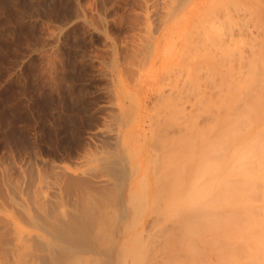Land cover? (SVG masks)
Returning <instances> with one entry per match:
<instances>
[{"label":"rangeland","instance_id":"374dc122","mask_svg":"<svg viewBox=\"0 0 264 264\" xmlns=\"http://www.w3.org/2000/svg\"><path fill=\"white\" fill-rule=\"evenodd\" d=\"M161 1L160 0H0V190L2 189V191L4 192L5 189L9 187V182H7L8 180L10 181V180L18 179L22 177V175L27 173L28 176L31 175L30 173H32L34 177L36 176L38 178V175H41L42 172L44 175L40 176L41 179H43L45 175L47 178L52 179V175H53L52 171L57 167L58 169H62V167L66 166L69 168L68 169L69 172L71 171L72 174L76 173L75 176H79V174L81 176L82 175L90 176L93 173L98 174V172H101L102 169H104L103 171H106L105 170L106 167L104 168L105 166L104 163H106L107 161L106 159H108L109 157L111 158V155L113 158L114 153L111 155H109L110 153H108L106 155L105 149L106 151H110V152L115 151L116 157H119L120 154H121L120 157H123L122 155L124 154V152L122 153L123 150L121 144L123 139L127 138L128 139L126 140L127 144L136 147L138 143L137 134L142 133L144 129L145 130L147 129L146 130L147 134L149 133L148 140L150 141V143L148 141V145L149 144L153 145L152 143L156 142L155 137L157 138V136H155V133H158L157 131L159 130V129L157 130V128L158 127L163 128L162 125L168 123L167 116L170 114L169 112H172L174 108L177 107L179 108L178 110H180V108L183 107L187 101V105L191 106L192 109L191 107L188 106L186 107H188L191 110H189L185 106L184 108H186L189 111H194L193 110L194 105L196 107L201 102L199 101V99L200 100L201 98L202 100L207 99L206 94L208 97L210 91L209 89H211L212 86L213 89H211V92L213 93L216 92L214 93L216 94L215 97H217V92L219 89L221 90V88L224 87L225 90L226 86L224 85L225 83L228 82L229 77L232 75V72L234 71L231 70L232 66L230 67V65L233 63V61H231V57L226 56V54L228 55V52L225 51L224 49L216 50L217 52L220 51L219 53L221 55L215 52V48H217V46H214L213 44L214 40L213 38H210V36L208 37L209 38L208 40L211 39L210 41L212 42L213 40V42L212 43L207 42L206 44L209 46L205 44L206 41L203 42V40H200V38L198 39V37L195 36H197L196 33L204 34L203 28L206 27L205 24H209V23H203V21L205 22L206 17L210 18L209 19L210 21L212 18L209 13H212L214 17L215 16L214 12L217 13V11L221 9L219 5H217V3L219 4L220 2L222 10L225 11L229 10V12L231 11V9L228 10L225 9L226 2L228 0L224 1L225 7L222 6L223 5L222 4L223 2L221 3L222 0H174V1L170 0V3L169 0L167 1L161 0ZM215 1L216 4L213 3ZM247 1L248 0H245L244 2ZM251 2H253L256 5L258 4L260 5L259 1H257L258 3L255 1L256 2L255 3L254 0L253 1L251 0ZM211 3H213L219 9L216 11L217 8L215 9V6ZM227 3L228 4L230 3L229 5H231V2H227ZM171 4L174 6V8L177 9L172 8L174 10L171 9L170 12L169 8L172 7ZM211 5L212 7L214 6L215 10H213L212 7H211L212 9L210 8ZM198 7L199 9H197ZM198 10L200 11L198 12ZM211 10H213L214 12H209ZM221 12L222 13L220 14H223L224 11ZM168 13H170V16ZM187 16L191 19H189ZM200 16L202 17V19ZM215 17H217V19H221V17L219 18L218 16ZM198 20L199 23L197 22ZM209 20L206 19V22ZM212 20L214 19L212 18ZM200 22H202L203 24L202 23L200 24ZM194 23L195 24L197 23L196 27L202 25V27H199L197 29V32L195 30L196 28H194L195 26L192 25ZM199 29L201 31L198 32ZM192 30H194L195 32ZM186 31H188L189 33H191L192 31L193 33H195V36L192 34L194 37L191 38L193 39L191 40L194 45L193 49L192 48L190 49L189 46H188L189 48L185 47L189 45L188 43L192 44L189 38L191 36ZM183 34L185 36H188L189 34L188 39L190 42L188 41L187 45L184 42L187 37L183 36ZM183 37L185 39H183ZM185 48H188L190 53H195V49L197 48L196 53H198L199 55L202 54V57L210 54L209 55L210 57L207 56V58H202L197 54L199 57H197L196 59L191 60V57H188L187 59L186 58L187 56L185 55L187 54L188 50H186L185 52ZM218 55H220L221 57H219ZM205 59L207 60L204 61ZM219 60H221L220 62L222 63V64L220 63V66L218 65ZM216 62L218 64H216ZM208 63H211L212 67L211 66L207 67V65H209ZM197 65L199 67L200 65H202V67L204 66L203 70L198 71ZM189 66L191 68H188ZM209 67H211V69L213 67L215 68L218 67L217 69L218 70L220 69L222 72L217 71L215 68L210 70L211 71L210 72L207 70L210 69ZM186 68H188V70L191 71V73L189 74H191L190 76L192 77L186 76L187 75V72H185ZM214 69L216 71H213ZM205 70H207L208 73L210 72L209 76H207L208 73ZM201 72H203L204 75ZM218 72L220 74L224 73L225 77H223L222 79H224V81H227L224 83V81L220 80L221 82L224 83L223 86H222L223 83L221 84L219 83V81L217 82L215 81V83H213L214 80L212 79L215 78L217 80L220 79V75L218 76L219 78L217 76H214ZM177 77H180V79H178ZM206 77H211V78L213 77V78L212 79L208 78L209 79L208 80ZM185 78L187 79L189 78L190 80L196 78L195 80H193V82H195L198 79L197 83L200 85H197V83L195 82L196 83L195 89L193 86V89L191 88V90L193 91L191 90L190 91L194 92L195 90L199 91V89H201L200 94L201 96L203 95V97L199 98V96H196L198 91L197 93L196 91L194 93H190L191 99L189 98V96L187 97L190 100L193 99L194 101L197 100V98H199L197 101H195V103L192 102L193 101L192 100L190 101L192 102L191 104L190 102H188V99H186L187 94L186 96L184 94L187 90L184 91V94L181 93L183 92V90H185L184 87H182L183 84L187 82ZM205 78L206 81L208 80V82L209 81L210 82L209 84L208 82H206L205 85L203 84L205 86L204 87L202 83L204 82L203 80H205ZM225 78L227 80H225ZM193 82L192 81L191 83L189 82L190 83L189 86H192L191 84H193ZM211 84L212 86L211 88H209ZM214 86H217L216 90ZM202 87H204V90L208 88L209 91L206 90L205 91L206 94L202 93L204 92L202 91ZM190 91L188 90V92ZM192 95L194 96L192 97ZM163 96L164 99H162ZM223 97L224 96H222L221 98ZM217 98L214 99L213 97L214 100H216ZM206 102L207 104L203 100L202 104L204 105L206 104V106L209 105L210 109L211 108L213 109V107L214 109H216L215 107L217 106L211 107L212 105L210 104V103L213 104L215 101L214 102L206 101ZM179 103H181V105ZM183 103L185 104L183 105ZM216 104H218V101ZM203 107L202 108L200 107L201 110L203 109ZM220 107L218 104V108ZM207 109L205 111H207ZM212 109H211V114L213 115L218 113L217 111L220 110V109L213 110L216 112L212 113ZM175 111L177 112V109ZM189 111H187L186 113L188 114ZM203 111L204 109L201 112L199 109L197 115H201ZM205 111L203 113L206 115L205 117L203 114L202 117L199 116L204 122L202 120L198 121V119L200 120V118H197L196 120L195 117L194 118L192 117V120L195 119L196 121H198V124L197 122L195 123L197 127L195 129L192 128L194 129L193 130L194 133L198 131H200L201 133V131L204 129L210 130L212 129V127L214 128V126L212 125H215L217 127L219 120L213 121L212 125L208 123L209 125L206 124V125H202L201 128L198 127L199 124L201 126V122L204 124L207 122L211 123V121H209V119L211 120L210 117L215 118L217 115H219L220 117L221 114L218 113L215 116H211L210 114H208V112L206 113ZM163 112H165L166 114H164ZM182 112L183 111H181V114L179 113L178 116L180 115L183 116L185 115V117L188 116L189 118L188 119L185 118V120L187 121L190 119L191 122L190 117L195 111L190 112L192 113L191 116L189 114L187 115ZM207 114L210 115L209 118H207ZM161 115H163L162 116L163 118L161 117ZM173 116L174 115L172 116L169 115V118ZM178 116H175L173 120L177 121L181 117L180 116L178 119H175ZM113 117L116 120L113 119ZM117 117L119 121H117ZM152 117L154 119H152ZM165 117L167 118L164 119ZM183 119L184 117L182 118V120ZM180 120L178 121L181 122ZM157 121L163 122V124L159 123L161 124V127L160 125H157ZM171 121H169L171 123V124L169 123L170 126H165L166 125L165 124L164 128L167 130V128L171 127L174 128V130L175 129L179 130V131L176 130V132H178V134L180 135L177 136L178 135L177 134L176 136L180 138L181 142L178 141L179 144L177 146L176 140H179V138H176L175 136L176 132H173L174 133L173 136H175V139L174 137L171 136L170 138L169 136H167V134L170 135L171 133L172 135L173 133L169 131V133L167 132L166 134L165 133L166 131L163 132L164 131L163 128L162 130L161 129L159 130V133L161 135V137L160 136L159 137L163 140L162 137L163 134L165 133L166 135H164L165 136L164 139L167 136L172 141L174 140V142L170 140L171 142L169 143L170 145L168 146L167 144L166 145L163 144L165 140H163V143H160V141L162 142V140H159V138H157L159 140L158 141L159 143L154 145L155 146L158 145L160 147L162 146L161 144H163L164 146L168 147L167 148L168 150L170 148L171 151L175 149L176 151L175 150L172 151L171 155L173 154V157L176 155L178 156L179 159L176 158L174 160L177 161H173V158L167 155L166 157L169 156L171 158L170 160L171 162L173 161L174 163L175 162L178 163V161L181 160V157L187 159L188 157H183L184 155L186 156L187 153V156H189L190 159L189 161L190 163H188V160L187 163H185L187 164L188 167L187 169H189L186 172L187 169L185 170L184 168V172H186L185 174H188V176L186 177V175L183 174V170H182L183 168H181L179 174H177V171H179L180 168L179 169L177 168V170H175L176 172L172 173V170L175 169L173 167L176 166L177 164L173 166L171 162L169 161H167L168 163L165 162L167 164L169 163L172 164L171 167L169 165L166 166V168L167 167L170 168V171H168L169 168H167L169 174L170 173L177 174L179 175V179L180 178L184 179L182 183L180 182L182 180L180 181L177 180L178 183L180 182L179 184H182L180 185L181 188L183 184L186 185L185 181L191 175L189 171H191L192 169L193 170L191 172H193L192 173L193 177L196 172H198L196 173L197 174V176H195L196 178L199 177L198 175L202 177V178L200 177L201 179L197 178V180L203 181L208 176L211 177L213 174L212 175L209 174L207 177L202 176L203 171L206 168H207L206 174L208 172L210 173V171L213 170L212 167L211 168L209 167L210 169L208 171V165H209L208 162L211 160L210 159L207 160L204 157L206 153L208 156L207 158L210 157L213 159L214 157L215 159L217 157L216 160H218V156L217 155L215 156L214 154V152L217 154L216 150L218 149V147L216 145L214 149L215 151H213L214 156H209L210 152L206 151L207 149L211 151V149L214 148L208 146V142L210 145L212 144V142L216 144L217 130L213 129L214 132L216 131L215 133L212 132L213 130L212 131L210 130L212 135L214 133L213 137L211 136L207 138L209 134V132H207L208 134L205 133L207 139L203 134L204 137L202 136V139H198V140H203V139L205 140L203 142L200 141L195 142L194 140L196 139L194 138L196 137L193 136L194 138L191 137V139L187 138L190 137V134H193V132L192 133L189 132L191 131L190 126H192V124L187 122L189 123V126L187 124L189 128L185 130V132L187 133L185 134L183 130L184 128H182L181 130L179 129L181 128V126L179 127L177 125V123H179L178 121L177 123L175 121L173 122ZM183 123H181L182 127L186 125L185 124L186 122L184 123V125ZM207 125L209 126V129H207L208 128ZM185 128L187 127L185 126ZM152 130L155 131L153 132ZM171 130L174 131L173 129ZM150 133L151 135L153 133L154 134L151 136ZM188 133L190 134L188 135ZM196 135L198 136V134ZM152 137L155 142L151 140ZM169 139L167 140L169 141ZM190 140L194 141L195 144L197 142L200 143L201 145L200 149L204 151V157L201 155V151L199 152L196 150L198 147H200V145H196V149H195L194 148L195 146L192 147L191 145L192 143L190 142ZM172 143H174V145L176 143L175 146L177 149L175 148L174 145L172 146ZM214 144H212L211 146H214ZM170 146L174 148L172 149ZM116 147H119L121 152ZM150 147L151 146L149 145V148ZM205 147L206 150L204 149ZM111 148L112 149L114 148L113 151H111L112 150ZM157 149L158 148H156L154 153L152 152L153 150H151V153L158 156L160 155L159 159L160 157L162 158L164 155H166L164 152L167 150L166 147L165 148L163 147V149H161V147L159 148V150H161L162 153L160 151H157ZM184 151L186 153H184ZM133 153L134 152H131L128 153L127 155L132 156L134 158L133 160L135 161L138 158L135 157V153L134 154ZM180 154L181 157H179ZM99 156H101L103 160L100 159ZM164 159L167 160L168 158H164ZM163 160H161L163 163L162 165L165 164L164 163L165 160L164 161ZM203 160L204 161L206 160L207 162L206 161L205 162L207 164L204 163ZM213 161L214 162L211 161V164L215 168L214 165L217 163V161L215 160ZM99 164H103L101 165L103 166L102 169ZM181 164L180 165L178 164V166H181ZM189 164L191 165V167ZM193 165L196 169H194ZM37 169L38 171L41 172L38 173ZM163 169L165 170V168ZM94 170L96 172H94ZM164 170L163 173L165 172L167 173V171L164 172ZM201 171L202 173H200ZM213 171L215 172V170ZM163 173H161V176ZM7 174L10 177H8ZM177 175L176 176L171 175V176L176 178ZM92 176L94 175H91V177ZM166 176H162L161 177L162 180L166 178ZM171 176H169L170 179ZM184 176L187 179L184 178ZM191 177H189L188 182H190ZM104 178L108 179V176ZM134 178L135 176L132 177L131 180L128 179L126 182L128 184H125V186L127 185L126 188L124 186L123 194L124 197L126 196L124 198L126 201L129 200L127 197H129L128 192L130 190L131 183L133 184L135 183V181L133 180L137 181V176L136 179ZM51 179L44 178L43 180L50 181ZM173 180L175 181V179ZM40 182H39V186L41 184ZM43 182L44 184L43 186L41 184L42 188L41 187L40 188L43 190L48 189L46 190V192L47 191L50 192L51 186L50 187L48 186L51 184L47 183L48 188H46L45 181ZM169 182L170 181L168 182L161 181L162 185L159 184L158 187L165 185V183L168 184ZM172 184H176V183L174 182ZM179 184L176 185L179 187ZM187 184L188 185L186 187L183 186V188L185 187L184 190L180 189V187L179 189L178 187L176 189V186L172 185L173 191L176 189V193L178 195L172 192L171 185L170 186L168 185L170 187L169 190L166 188L167 187L166 185L164 186L166 189H164L163 187L164 189L163 192H165L166 190L167 191L171 190V193H173V194L170 193L172 199L169 198V200H167L166 199V197L168 196L167 193L166 192L163 193L161 191L163 195L162 193H160L162 196L154 195V200H153L157 202L156 205L158 203L159 205L156 206L155 204H152L155 202H151L150 206L151 205L154 206L151 207L144 206L143 208L141 207L142 208L141 211L143 210V214L146 215V216L142 215L141 217L142 218L144 217L145 219L149 218L148 220H150V221L146 220L145 227L149 226L147 225V223L149 224L150 222H151L150 225L151 224L153 225V228L152 225L149 226L150 230L148 228H145L146 231L142 232V234H145L143 236L144 239L140 238L141 241H143L142 243L145 242L147 244H151L150 241L154 240L153 236H151L153 238L152 240L151 237L150 239L148 238L149 243L146 242L148 241L146 238L152 234V232L150 231H153L152 229H155L156 225L161 228V225L165 224V226L163 225L164 227H166L165 229L170 230L172 227H176L175 225L178 223L179 220L178 217H180L179 222L181 221L182 216H183L182 218L185 219L184 216L185 217L187 216V214L190 212L188 210H190L191 208L194 209L197 207L198 208L197 212H199L198 210H200L202 206L200 203L199 205L197 204L199 207L190 206V208H183V206L189 207L187 206L188 205L187 200L186 203L185 198L183 199L184 197L183 193L185 192V189L188 190V187H192L190 186L191 184L190 185L189 183ZM155 188H157V186ZM158 191L159 188H157L156 192ZM177 196H181L180 200L182 201L184 200L183 201L184 203L182 201L178 203V204L182 203L181 206L179 205L180 209L178 210L183 212L176 211L177 202L176 204L174 203L175 201H179L178 200L179 197L177 198ZM162 197H164L166 202L165 200H163ZM126 201L124 203L125 208H123V211L124 212L126 211V214L129 215L128 218L127 216L124 217L125 220L124 226H128L131 224L130 222H128L130 218L133 220V218L136 219L140 216L138 215L137 217V215H135L136 214L135 210L133 211V209H135L134 205L129 201L127 205ZM172 201L174 202L172 203ZM163 203L165 205L167 204L168 206L172 204L166 210L167 213L169 209L171 210L172 208L173 210V208H175V206L173 205H176V209L173 210L175 213L174 212L173 214L170 213L171 215L168 213L170 216L167 213L165 214L166 212L165 206L160 205ZM185 203L187 204L186 206ZM126 206L127 207L130 206L129 209L131 210V212H129L130 210L127 209ZM154 207H156V209H158L157 207H159L160 209L164 207L163 208L164 212L161 213L160 211L162 210L158 209V211L160 210L159 212L157 211L159 214L157 213L158 216L157 215L155 216L156 211L154 210L156 209ZM181 207L183 209H181ZM151 208L154 210H152ZM217 209L219 210V208L214 209L213 206V211H215L214 214L216 213ZM186 210L188 211V213H186L187 212ZM223 210H224L223 208L220 209L221 213H223L222 212ZM147 211L149 213H147ZM179 212L181 214H184L185 212L186 215H180ZM160 213H161V217H164L162 216V214L163 215L165 214V216L168 215L167 217H165V219L167 218L169 219L164 221L163 223V220L165 219H161ZM196 213L194 212V215H192L194 218ZM133 214L134 216H132ZM174 214H176L177 217L176 215L174 216ZM172 215L173 217H175V219L177 218L178 220L177 219L175 220L173 217H171ZM199 216H200V212H199ZM159 217L161 220L159 219ZM170 217L172 218L171 223H169L171 220ZM187 217L190 218L189 216ZM173 219L175 220V222H173L174 221ZM182 222H184V220H182L181 223ZM166 223L169 224L166 225ZM181 223H178L179 226L178 225L177 226L178 227L182 226ZM140 228L141 227L139 226L136 229L137 232L140 230ZM157 228L158 227H156L155 229L156 231H158ZM147 231H149L151 234L146 233ZM179 233L182 234L181 228H180V232H178L179 236L178 235L177 236L182 237L183 239V236H180ZM154 234H157L158 236L157 232H155ZM157 236L154 237L157 238ZM160 237L162 238V236ZM156 238H155L156 241L157 240L158 242L161 241V238L159 237H158L159 239ZM182 239L181 241L180 238L177 239L178 243L180 241L181 243L184 244L185 243L183 242L184 239L183 240ZM194 239L196 238L194 237ZM133 241H135V243L137 242V240L133 238L132 240H130L129 243H126L127 245L129 244L127 247H130L126 249V251H134V249L136 248H137L136 251H138V246L141 243L140 241H138L137 243L138 245H136L134 244ZM196 242L199 244L198 241ZM157 243L155 242L156 250L159 251L167 250V249H163V246L162 248L158 247L157 249L156 246ZM162 244L163 243H161V245ZM145 245L146 244L143 245L144 247L142 245L139 246V251H140V247H142L141 251H145V249H147L145 248L146 247ZM157 245L160 246L159 243ZM165 246L166 244L164 245V247ZM149 247L151 246L148 245V248ZM152 247L155 248L154 246ZM152 247L151 250H153ZM181 247L185 248L187 246L182 245ZM169 248L168 251H170L171 249ZM178 248L180 249V251L184 250L183 248L180 247ZM146 251H148V249Z\"/></svg>","mask_w":264,"mask_h":264},{"label":"bare ground","instance_id":"6f19581e","mask_svg":"<svg viewBox=\"0 0 264 264\" xmlns=\"http://www.w3.org/2000/svg\"><path fill=\"white\" fill-rule=\"evenodd\" d=\"M224 1L226 0H222L221 3L223 2L222 6L225 7ZM244 1L243 0L242 1L241 0H232V1L228 0L227 2H231V5H229L230 3L228 4L226 2L225 9L227 10L231 9L230 12L229 10L228 11L222 10L220 2L219 4L217 3V5H219V7L221 8L220 10H218L219 8L213 4V3L216 4V1L211 3L215 6V9L217 8L216 11L218 10L220 12L218 11L217 13L214 12L213 10L215 9H214V6L212 7V5L210 6V8L212 7L213 10L209 12H214V15L218 16V18L221 17V19H217V17L215 16L213 17L212 13H209L210 16L214 20H212L211 18V21H210L209 20L210 18L206 17V19L209 20L210 22L209 21L206 22V19H205V22L203 21V23H209V24H205L206 27L204 26L205 28H203L204 34L196 33L197 36H195V33L192 32L194 30H192L191 33L186 31L191 36L189 37L190 41L193 40L191 38L195 36V37H198V39L200 38V40H203V42L206 41L205 42L206 44L207 42H211L210 41L211 39L208 40L209 39L208 37L210 36V38H213L214 40V43H213L214 46H217V48H215V52H217L216 51L217 49L219 50L224 49L225 51L228 52V55L226 54V56H230L231 61H233L230 67L232 66L231 70H234V71L233 72L231 71L232 75L229 77L228 82L222 79L223 77H225L224 73H221V74L219 72L217 74L214 73L215 74L214 76L218 77L220 75V79L218 80L216 78L212 79L214 76L212 78L206 77L207 79L209 78V79L214 80L213 83H215V81L216 82L219 81V83L222 84L223 82H221L220 80L224 81V83L227 82L225 83V85L224 83L222 84V86L223 85L226 86L225 90H224V87H222L221 90L222 89L223 90L221 91L218 87V89L220 90V91L218 90L217 92L218 98L215 97L216 94L214 93L216 92L214 93L211 92V89H213V86H212L213 83L211 82L212 84L210 85L209 88H211V86L212 88L209 89L210 90L209 91L208 88L204 90V87H205L204 85L206 84V82H208L209 79L206 81V78H205V80H203L204 82L202 81L203 82L202 85L204 84L203 85L204 87H202V91L204 92L202 91L201 92L205 93L206 90L209 91V94H208L209 100H208L206 93L205 94H206L207 99H203V100L206 104H207L206 101H209V102L215 101L214 102L215 104L213 103L214 105L212 103L210 104L212 105L211 107L213 106H217V107H215L216 109H214V107L213 109L212 108L211 109H212V113L216 112L213 110L220 109L217 111L218 113H221L220 117L219 115H217L219 119L217 116H216L217 118L210 117V115L215 116L218 113L214 115L211 114V109L209 108V105L206 106V104L205 105L202 104V101H203L202 98L201 100L199 99L200 97H203V95L201 96L200 94L201 89H199V91L197 90L199 95L197 91L195 90L197 93V95L196 94L195 95L199 96L197 100L199 99V101H201L200 102L201 104L199 103L201 106L198 104L197 105L198 107L197 106L195 107L194 105L195 109L199 108L201 112L203 109L205 111L208 108L207 111L205 112L206 113L208 112V114H210V115L207 114V118L209 117L211 118V120L209 119L211 123L207 122L204 124L201 122V126L199 124L198 127L201 128L202 125H206L208 123L212 125L213 121L219 120V123L217 122L218 123L217 127L215 125H212L214 126V128L211 126L212 129H210L211 131L213 129L217 130V134H216L217 137L215 136L216 144H214L211 141L212 144H214V146H211L212 144L210 145L208 142V146L214 147V148H212L211 151L209 149L206 150V147L204 148L206 151H209L210 154H213V151H215L214 149L217 146L218 147V149L216 150L217 154L215 152L214 154L215 156L216 155L218 156V160H216L217 157L215 159L214 157L213 159L210 157L207 158L208 156L206 153L204 157V151L200 149L201 148L200 143L197 142L195 144L196 141L203 142L205 140V139L198 140V139H202L203 134L206 138V134H208L207 132H209L208 137H207L209 138L211 136L213 137L214 133L216 132V131L214 132L213 130L212 131L214 132L213 135L210 130H205V129L201 131V133L203 132L202 135L200 131L198 130H197L198 132L195 131L196 133L193 132V130L197 127L195 123L197 122L198 124V121L202 120L199 116L201 117L203 115L204 117L206 116L205 114H203L204 111L202 113L203 115L202 114L197 115V112L199 109L195 110L194 107H193V110L195 112L189 111L192 109V107L187 105V101H186V104L183 103V105L185 104L184 105L185 107L188 106V107H191V109L186 107L189 109L187 110L183 106L181 107L183 110L181 108L180 110H178L179 108L176 107L172 110V112H169L167 110L170 113V114L168 113L170 116L174 115L173 117L169 118V115H168L167 116L168 118L167 117L164 118V119L167 118L168 120V123H165L166 125L165 124L164 125L170 126L169 121L173 120V118L175 116H178L179 113L181 114V111H183L182 113H185V114H187L186 112L189 111L188 114L190 116L192 114L190 112L195 113V114L193 113L192 116L190 117L191 122L193 121L194 123L193 122L191 123L190 119L186 121L185 118L188 119L189 117L188 116L185 117V115L184 116L180 115L181 117L178 116L177 118H175V119H178L180 117L178 120L181 119L180 120L181 122H179L178 120L177 121L179 123H177L176 120H173V121H175L179 127L181 126V128H179L180 130L184 128L183 129L184 132L185 130L189 128L188 127L189 123L192 124L193 127L190 126L191 131L189 132L190 133L193 132V134L188 133V135L190 134V137H187L190 139L193 136L196 137V138L193 137L194 139H196L194 140L195 142L190 140V142L192 143L191 144L192 147L195 146L194 148L196 149V145H200V147H198L196 150L199 152L201 151V155L205 159L207 160L210 159L212 162H214L213 160L217 161V163L215 162L216 164L214 165L215 168L211 164V161L208 162L209 163L208 171L212 167L213 170H215V172L211 170L213 172L210 171V173L208 172L206 174L207 168L205 167L206 169L203 171L202 176L207 177L209 174L211 175L213 174V175L211 177L208 176L205 179L203 178L204 180L202 179L203 181H200V180H197V178L199 179L201 177L200 175H198L199 177L197 178L195 177L197 176L196 173L198 172H196L193 177L192 175L193 172H191L193 169L192 170L190 169L191 171L189 172L191 175L189 177L191 176L192 177L190 179V182H188L189 177L187 179L186 177L188 176V174H185V173L189 169H187L188 167H187V164L185 163H187V160H188V163H190L189 156H187V153L184 151V153H186V156L184 155L183 157H188V158L184 159L181 157V154H180L179 157H181V160L178 161V163L177 162L174 163L173 161H177L174 159L178 158V156L176 155L174 156L175 158L173 157V154L171 155L172 151L175 150L173 149L174 147L172 148L174 143H172V146H170L173 149L172 151L170 148L168 150L167 146H164L166 144L169 146L170 145L169 143L172 141L167 136L174 137L175 139V136L178 134V132H176L177 129L174 130V128L169 127L166 130L164 128L165 127L164 125H162L164 129L159 128V127L157 128V130L163 129L164 130L163 132L166 131L165 132L166 134L167 132L169 133V131L172 133L176 132L175 136H173L174 133L172 135L171 133L170 135L167 134L166 138L169 139V141L166 138L164 139L165 137L164 135L166 134L165 133L163 134L162 132L163 134L162 138L163 140H165L164 143H163V140L160 138L161 135L159 133V130L157 131L158 133H155V136H157L159 140H162V142L160 141V143L164 144V145L163 144L161 145L164 148L166 147V149L168 150L167 151L165 149L167 151V152L164 151L166 155H164L165 156L164 157L162 154L163 157L162 158L160 157V159L163 160L164 158H168L167 160L164 159L165 161L163 160L165 163L167 161L171 162L170 157H172L173 161L171 163L173 164V166L177 164L176 166L173 167L175 169L172 170V173H175L176 172L175 170H177V168L178 169L180 168V170L177 171V174H179V172L181 171V168H183L182 169L183 174L186 175V177L184 176V178L187 179V180L185 179L186 185L183 184V186L186 187L188 185L187 183H189V185L191 184L190 186H192V187H188V190L185 189V192L183 193L184 194L183 199L185 198V202L186 200L188 202V205L186 204L187 203L186 202L185 206L186 205L189 206V207L183 206V208H190V206H198L200 203L202 205L201 209L198 210L200 212V216H199V212H197V209H198L197 207L194 209L191 208L192 210L187 209L188 211L191 212V213L190 212L188 213L187 210H186L187 212L185 211L186 213H188L187 216H189L190 218L186 216L187 217L186 219V217L184 216V218L186 219L185 221V219H183L182 218L183 216H182L181 221L184 220V222L182 223L181 221L179 222L180 217H178L179 220L176 218L178 220V223H181L182 226L178 227L179 225L177 223L175 225L176 227H172L170 230H168V229H165L166 228L164 227L165 224H162L161 228L156 225V227H158L157 228L158 231L155 230L156 227L155 229H152V230L153 231L155 230L154 233L157 232L158 236L157 234H154L153 231H150L152 232V234L149 231L146 232L148 234H151L150 236L148 235L149 237L147 238L145 237L147 240L148 238L150 239L151 236H153L154 238L153 241H150L152 245L147 244L145 242L142 243L143 241H141V239L142 238L144 239L143 236L145 235V234H142V232L146 231L145 228L149 229L150 228L149 226H151L152 224L150 225L151 222L149 224L147 223V225L149 226L145 227L146 226L145 222L149 218L145 219L144 217L143 218L141 217L142 215H144L143 210L141 211V209L144 206H150L151 202H155L152 204L156 205L157 202L153 201L154 195L162 196L163 193L166 192L168 195L166 197L167 200H169V198L172 199L171 194L173 193L178 195L176 193V189L178 187L176 184H179L180 182L182 183L184 180L181 178L179 179V175L170 173L172 176L177 175L178 178L172 177L168 172L170 171V168L167 167L169 168L168 171L166 168V166L168 165L171 167L172 164L170 163L167 164L168 163L167 162L164 165H162L163 163L159 159L160 155L158 156V155L153 154L156 148H158L157 151H160L162 153V151L159 150V148L161 147V149H163V147L162 146L159 147L158 145L155 146L154 144L159 143L158 142L159 140L155 137V141H156L155 142L152 137L151 140L155 143H152L153 145L149 144L151 146L149 148V145H148V141H149L148 134L149 133L147 134V131H146L147 129L146 130L144 129L142 133L137 134L138 143L136 147L128 145L126 142V140H128L127 138L123 139L121 143L122 150H123L122 153L124 152V154L122 155L123 157H120L121 154L119 155V157H116L115 151L110 152V151H106L105 149L106 155L108 153H110L109 155L114 153L113 158H112V155H111V158L107 156L109 158L106 159L107 161L106 163H104L105 164L104 168L106 167L105 170L107 172L103 171L104 170L102 169L103 166H101L103 164H99L104 173L101 170H99L101 172H98L97 170L98 174L93 173L91 174V175H94L92 177L91 175L81 176L80 174L79 176H75L76 173L72 174L71 171L69 172L68 170L69 168L65 166V167H62V169H58V167L53 169L52 171L53 173L51 172L53 174L52 179L47 178L46 175L45 177L43 176L45 179H51L50 181L43 180L44 179L43 177H42L43 179H41L40 176L44 174L41 171H38V169H37V172L38 173L41 172V175H38V178L36 176L34 177L32 173H30L31 175L28 176V173H27V174L22 175V177L18 179H14L10 181L8 180L7 182H9V187L6 188L4 192L2 191V189L0 190L1 192L0 193V264H264V0H254V2L259 1L260 5L254 4L253 2H251V0L250 2L249 0L247 2H244ZM169 3H170V0H169ZM172 8H174L173 5L172 7L169 8L170 12ZM174 9H177V8H174ZM197 9H199V7ZM199 11L200 10H198V12ZM221 11L225 12V13L223 12L224 15L220 14L222 13ZM168 14L170 16V13ZM197 22L199 23V20ZM201 23L202 22H200V24ZM192 25L195 26L194 28H196L195 29L196 32L199 27H202V25L199 27L198 26L196 27L197 23L196 24L194 23ZM200 29L198 30V32L201 31ZM184 31H185V28H184ZM183 36L185 35L183 34ZM188 36H185L187 37L186 39H188ZM183 39L185 38L183 37ZM186 39L184 42L187 45L189 39L188 40ZM191 43L192 44L188 43L189 45L185 47L189 46L190 49L191 48L193 49L194 48L193 42L191 41ZM188 48H185V52L186 50H188L187 51L188 55L187 54L185 55L187 56L186 57L187 59L188 57H191V60L192 59L194 60L199 56L202 57V54L199 55L198 53H196L197 48L195 49V53H190ZM219 52L220 51H218L217 53L220 54ZM209 55L210 54L205 55L206 57L203 56L202 58H207V56ZM220 55L218 56L221 57ZM206 60L207 59H205L204 61ZM220 61L221 60H219L218 62L219 64L216 62V64H218L219 66L221 63ZM208 64L209 65H207V67L211 66V63H208ZM203 67L202 65H200V67L198 66V68L197 67L196 68L198 69V71H200V70H203ZM211 67H209L210 69H207V68H204V69H207L208 71H210L213 68H215L213 67L211 69ZM188 68H191V67L189 66ZM188 68H186L187 71L185 70V72H187V75L185 74L186 76L191 75L189 74L191 73V71L188 70ZM199 68H202V69H199ZM217 68L218 67L215 68L217 71L222 72L220 69L218 70ZM215 69L213 71H216ZM207 70L205 71L208 73ZM203 72L201 73L203 74ZM210 72L208 73V75L207 74L206 75L209 76ZM177 78L180 79V77H177ZM185 79L188 82V84L186 81H185L186 83L183 84L182 87H184L185 89L183 90V92H181L183 94H184V91L187 90L186 92H188V90L190 91L191 88L193 89V86L195 89L196 87L195 85L198 80L197 79L195 83L193 82V80H195L196 78L195 79L193 78V80H190L189 78L188 79L185 78ZM225 80L227 79L225 78ZM191 81L193 82L194 85L191 84L192 86H189ZM197 85H200V84L197 83ZM214 87L216 90L217 86H214ZM191 91L188 93L185 92L184 94L185 96L187 94L186 99H188V102L193 100V99L190 100L191 99L190 93H194L195 91L194 92H191ZM221 92H222V95H221ZM188 96L190 99L187 98ZM193 96L194 95H192V97ZM222 96L224 97L221 98ZM213 97L214 99L215 98L217 99L214 100ZM162 99H164V96L162 97ZM195 101L193 100L192 102L195 103ZM217 101H218L219 107L221 106L220 108H218V104H216ZM192 102L190 103L192 104ZM181 103L179 104L181 105ZM202 105L206 107H203ZM200 107L201 108L203 107V109L201 110ZM176 109L178 113L175 111ZM184 109H185V112H184ZM163 113L166 114L165 112ZM162 116L163 115H161V117ZM183 117H184L183 120L185 121L182 120ZM192 117L193 118L195 117L196 120L197 118H200V120L199 119L198 121H196L195 119L192 120ZM113 119L115 118L113 117ZM152 119L154 118L152 117ZM117 121H119L118 117H117ZM182 121L184 123L186 122L185 123L186 125H184ZM159 123L163 124V122L157 121V125H160L161 127V124ZM181 123H183L184 127H182ZM185 126L187 128H185ZM170 128L173 129L174 131H172ZM207 129H209V126ZM185 134L187 133L185 132ZM196 134H198V136ZM179 135L180 134H178L177 136ZM177 136L176 138H179ZM176 141H177V146H178L179 144L178 141L181 142L180 138L179 140H176ZM172 142H174V140ZM202 144H205V143H202ZM116 148L121 152L119 147H116ZM113 149L111 151H113ZM151 150H153L152 151L153 153H151ZM131 152L135 153V157L138 158L137 160L134 161L133 160L134 158L132 156L127 155L128 153H131ZM210 154L209 156H214V154L213 155H210ZM167 155H169L170 157L169 156L166 157ZM99 157L100 159H102L101 156ZM205 161L204 163L207 162ZM201 163H202V160H201ZM178 164L179 165L181 164V166H178ZM163 168H165V170ZM184 168L185 170L187 169L186 172H184ZM194 169L196 168L194 167ZM163 170L164 172L167 171V173L166 172L163 173ZM94 172L96 171L94 170ZM204 172L206 176L204 175ZM161 173L164 174V175L162 174V176L167 175L166 178H164L163 180L161 178L162 177ZM200 173H202V171ZM106 176H108V179L104 178ZM134 176H135L134 179H136V176H137V181L132 179L133 181H135V183L134 184L131 183L130 190L129 192L127 191L129 193V197L127 198L129 199L128 201L131 202L135 207V209L131 208L133 209V211L135 210V213H136L135 215H137V217L138 215L140 216L138 218H136L135 216L136 219L133 218V220L130 218L128 222H130L131 224L128 226H124V221H125L124 217L127 216L128 218L129 214H126V211L125 212L123 211V208H125L124 203L126 201L124 199L126 196L124 197L123 189H124L125 184H128L126 183L127 180L128 179L131 180V178ZM169 176H171V179ZM8 177L10 176L8 175ZM173 179H175V181ZM177 180L178 181L182 180V181L178 183ZM43 181H45L46 186L45 185L44 186L46 188L51 186L50 192L48 191L46 192V190L48 189H45V190L41 189L44 184ZM161 181H166V182L170 181V182L168 184L165 183V185L161 187L160 186L158 187L159 184L162 185ZM39 182L42 184V186L41 184L39 186ZM171 182L172 183L175 182L176 184H172ZM47 183L51 185L47 187ZM155 185L157 186V188H159L160 192L159 191L156 192L157 188H155L156 187ZM166 185H167L166 188L168 190L170 189L169 186L171 185L173 193H171V190L170 191L166 190L165 192H163V190L166 189L164 187ZM172 185L176 186V189L174 187L175 189L174 191H173ZM180 185L182 184H179V187ZM183 186L182 188L180 187V189L184 190L185 187L183 188ZM154 188L156 189V191ZM154 191H155V194H154ZM160 193H162V195ZM181 196H177V198L179 197L178 198L179 201H175L174 203L176 204L177 202L176 211H180L178 209H180L179 205L181 206L182 203L181 204H178V203L182 201L180 200ZM162 198L163 200H165L164 197ZM128 201H126L127 205H128ZM173 202L174 201H172V203ZM157 205H159V203ZM160 205H164L165 211H166L169 208V206L172 204H170L169 206L167 204L165 205L164 203ZM151 206H154V205H151ZM173 206H175V208H173V210H175L176 205H173ZM213 206H214V209L219 208V210L217 209L215 214H214L215 211H213ZM159 207L157 208L160 209ZM129 208L130 206L127 207V209ZM154 208L156 209V207ZM163 208L160 209L162 211L159 210L161 213L164 212ZM183 208L181 207V209ZM222 208L224 209L222 211L223 213H221L220 211V209ZM158 209L156 210L152 209L156 211L155 216L156 215L158 216L159 214ZM173 210L172 208L171 210L169 209L168 213L173 214L174 212ZM148 211L147 213L150 212ZM129 212H131V210ZM180 212H183V211H180ZM185 212L184 214L180 213V215H186ZM194 212L198 213V214L196 213L195 218L192 216L194 215ZM161 213H160V217H161ZM166 213L167 211L165 212V214ZM165 214L164 215L162 214V216L164 217H161V219H165V217L169 215L168 214L167 216H165ZM175 215L176 214H174V216ZM132 216H134V214ZM171 217H173V215ZM171 217H170L171 220L169 223L172 222ZM173 218L175 219V217ZM168 219L169 218L163 220V223L164 221ZM175 220L173 222H175ZM169 223H166V225ZM139 226L141 228L137 232L136 229ZM152 228H153V225H152ZM180 228H181L182 234L181 233L179 234L180 236H183L184 240L182 239V237H178L179 236L178 232H180ZM154 236H157V238L158 237L161 238L160 236H162L160 242L168 246L164 247L163 244L161 245V243L158 242V240L157 241L155 240L156 237ZM194 237L196 239H194ZM133 238L137 240L136 243L135 241H133L134 244L136 245H138L137 244L138 241H140L141 243L139 246L141 245L143 246L144 244H146L145 248H147L148 251H146L147 249L145 248H144L145 251H141L142 247H140V251H139V246H138V251H136L137 248L134 249V251H126V249L130 248V247H127L129 244L127 245L126 243H129L130 240H132ZM153 238L151 237V240ZM179 238H180V241L182 239L183 242H185L184 244L186 245H184L180 241L178 243L177 239ZM195 240L198 241L199 244ZM146 242L149 243V240ZM155 242L156 243L158 242L160 245L158 246L157 245L158 243L156 244L157 249L158 247L162 248L163 246V249H167V250L165 251L156 250ZM148 245L151 247L154 246L155 248L152 247L153 250H151V247L148 248ZM182 245L187 246V247L185 248L181 247ZM178 247L183 248L184 250L180 251ZM168 248L170 249V251H168Z\"/></svg>","mask_w":264,"mask_h":264}]
</instances>
